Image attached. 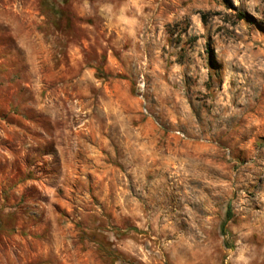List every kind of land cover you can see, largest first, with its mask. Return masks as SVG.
<instances>
[{"label":"rangeland","instance_id":"1","mask_svg":"<svg viewBox=\"0 0 264 264\" xmlns=\"http://www.w3.org/2000/svg\"><path fill=\"white\" fill-rule=\"evenodd\" d=\"M0 264H264V0H0Z\"/></svg>","mask_w":264,"mask_h":264},{"label":"built area","instance_id":"2","mask_svg":"<svg viewBox=\"0 0 264 264\" xmlns=\"http://www.w3.org/2000/svg\"><path fill=\"white\" fill-rule=\"evenodd\" d=\"M139 87H140V89H143V88H144V83L141 82V83L139 84ZM144 113H147L145 109H144Z\"/></svg>","mask_w":264,"mask_h":264}]
</instances>
